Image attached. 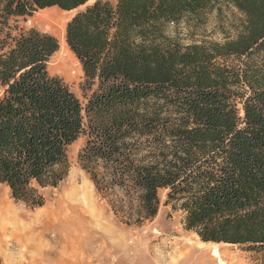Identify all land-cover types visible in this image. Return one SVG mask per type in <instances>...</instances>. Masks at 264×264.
<instances>
[{
	"label": "trees",
	"instance_id": "obj_1",
	"mask_svg": "<svg viewBox=\"0 0 264 264\" xmlns=\"http://www.w3.org/2000/svg\"><path fill=\"white\" fill-rule=\"evenodd\" d=\"M53 6L77 10L65 39L85 103L48 71L56 37L17 23ZM222 6L241 17L221 42L166 33ZM81 135L80 165L125 223L154 218L166 189L186 230L264 264V0H0V184L41 207Z\"/></svg>",
	"mask_w": 264,
	"mask_h": 264
},
{
	"label": "rangeland",
	"instance_id": "obj_2",
	"mask_svg": "<svg viewBox=\"0 0 264 264\" xmlns=\"http://www.w3.org/2000/svg\"><path fill=\"white\" fill-rule=\"evenodd\" d=\"M104 1L112 4L116 2ZM76 11L47 7L35 11L31 16L17 18V23L24 30L34 28L50 33L58 41V33L66 27ZM240 17L234 8L222 6L221 11L213 9L204 13L201 21H182L178 25H169L166 33L184 44L221 42L225 36L234 35L233 26ZM59 49L50 57L48 71L51 75L62 78L80 101L85 103L81 89V67L69 48ZM65 64L69 68L64 67ZM84 144L85 136L81 135L68 147L67 176L56 186L40 190L44 198L41 207L31 208L14 200L8 187L0 184V197L19 213L13 219V225L8 227V230H14L18 236L23 235L19 236L18 241L15 240L19 242V246L13 245L14 249L27 248L29 254L33 255L35 244L48 246L80 264H260L258 256L237 245L202 242L194 232L186 230L183 212L166 204V189L158 192L160 202L154 218L138 225L125 223L113 214L106 197L96 192L89 174L82 169L79 153ZM38 212L40 213L36 218ZM13 237V234L8 233L5 239L9 241ZM16 260L15 253L8 254L7 250L0 249L2 264H21Z\"/></svg>",
	"mask_w": 264,
	"mask_h": 264
},
{
	"label": "bare ground",
	"instance_id": "obj_3",
	"mask_svg": "<svg viewBox=\"0 0 264 264\" xmlns=\"http://www.w3.org/2000/svg\"><path fill=\"white\" fill-rule=\"evenodd\" d=\"M55 22V21H54ZM59 35L57 36L58 38V43L60 46L59 51L61 50H68V45L66 43V39H65V28H63L61 30V32L58 33ZM78 62V60H76ZM79 63V62H78ZM64 67L69 68L67 64L64 65ZM86 189V188H85ZM75 190V188H74ZM84 190V188H83ZM85 191V190H84ZM83 191V192H84ZM86 192V191H85ZM74 194V193H73ZM72 194V195H73ZM83 194V193H82ZM87 195V194H86ZM84 195V196H86ZM71 196V195H69ZM78 196V195H77ZM68 197V195H67ZM79 197V196H78ZM70 198V197H69ZM76 198V197H75ZM78 199V198H77ZM82 203V202H81ZM43 213L44 210H41ZM18 213V212H17ZM15 209L4 200V198L0 197V249H4L5 251L7 250L8 254H16L17 260L19 263L23 264H80L79 262H76L75 260H72V258H69L67 256H63L62 254L60 255L59 253H56L54 250H52L51 248H48V246H42V245H38L35 244L36 242H33L35 245V252H33L31 254H29V250L26 248L25 250H23V248H15L13 247V245L15 246H19V242H15L18 241L20 238L19 236H23L17 235V233L14 230H8V227L10 225V227L13 225V219L14 217L17 215ZM39 213H37V217L39 216ZM19 214V213H18ZM47 214V213H45ZM21 215V214H20ZM46 216V215H45ZM48 216V215H47ZM35 218V215H34ZM44 217H42L43 219ZM44 220V219H43ZM46 220V219H45ZM49 220V219H47ZM46 220V221H47ZM45 221V222H46ZM9 227V228H10ZM30 228V227H29ZM33 228V227H32ZM12 229V228H11ZM15 229V228H14ZM31 229V228H30ZM41 231V230H40ZM38 231V232H40ZM13 234V238L10 239L9 241L5 239L6 234ZM19 233V232H18ZM39 234V233H37ZM42 236V234L40 235ZM35 237V236H33ZM14 239V240H13ZM37 239H41V238H37ZM45 240V239H43ZM53 240V239H52ZM34 241V240H33ZM38 241V240H37ZM42 241V240H41ZM47 241V240H45ZM54 241V240H53ZM21 243V242H20ZM38 243V242H37ZM43 244V242H41ZM7 244H9V247H7ZM24 244V243H23ZM47 244V243H46ZM25 245V244H24ZM48 245V244H47ZM51 245V244H49ZM57 245V244H56ZM63 245V244H62ZM3 246V248L1 247ZM53 246V245H52ZM72 246V245H71ZM60 247V245H59ZM61 249V248H60ZM68 249V248H67ZM12 250V251H11ZM66 250V249H65ZM58 252V251H57ZM66 252V251H65ZM60 253H62V249L60 250ZM64 254V252H63ZM69 254V253H68ZM29 255V256H28ZM65 255V254H64ZM16 260V262H17ZM81 262V261H80ZM87 264V263H86Z\"/></svg>",
	"mask_w": 264,
	"mask_h": 264
}]
</instances>
